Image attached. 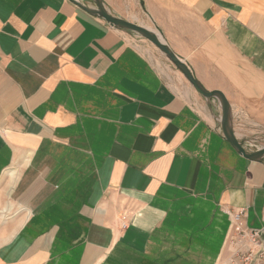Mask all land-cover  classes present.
<instances>
[{"label":"crops","instance_id":"crops-1","mask_svg":"<svg viewBox=\"0 0 264 264\" xmlns=\"http://www.w3.org/2000/svg\"><path fill=\"white\" fill-rule=\"evenodd\" d=\"M103 1L223 92L254 139L264 0ZM221 114L154 44L72 0H0V264H231L229 211L261 227L264 162L233 148Z\"/></svg>","mask_w":264,"mask_h":264},{"label":"water","instance_id":"water-1","mask_svg":"<svg viewBox=\"0 0 264 264\" xmlns=\"http://www.w3.org/2000/svg\"><path fill=\"white\" fill-rule=\"evenodd\" d=\"M76 5L87 13L105 20L111 26L133 32L154 44L184 75V77L194 86V88L207 100H216L222 109L219 119L220 127L233 148L243 157L264 162V146L255 151H248L244 142L239 140L234 131L233 109L225 94L219 90L209 91L193 75L190 67L184 60L179 58L154 30L131 20H127L113 14L104 4L103 0H92L94 6H88L83 0H72Z\"/></svg>","mask_w":264,"mask_h":264},{"label":"built area","instance_id":"built-area-1","mask_svg":"<svg viewBox=\"0 0 264 264\" xmlns=\"http://www.w3.org/2000/svg\"><path fill=\"white\" fill-rule=\"evenodd\" d=\"M229 214L232 218L228 244L230 263L264 264V214L261 227L244 224L245 210H231Z\"/></svg>","mask_w":264,"mask_h":264},{"label":"rangeland","instance_id":"rangeland-1","mask_svg":"<svg viewBox=\"0 0 264 264\" xmlns=\"http://www.w3.org/2000/svg\"><path fill=\"white\" fill-rule=\"evenodd\" d=\"M138 23H144V22H138ZM141 46V44H139ZM143 51H145L146 55H148L159 68H163V64L160 61V53L155 50L153 47H150V49L146 47H142ZM247 130L251 131L252 136L254 139H246L244 140V145L248 151H255L258 148H261L264 146V124H249L247 127Z\"/></svg>","mask_w":264,"mask_h":264}]
</instances>
